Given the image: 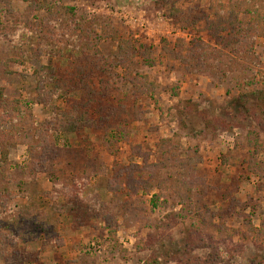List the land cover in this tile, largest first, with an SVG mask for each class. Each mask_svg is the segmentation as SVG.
Listing matches in <instances>:
<instances>
[{"label": "rangeland", "instance_id": "374dc122", "mask_svg": "<svg viewBox=\"0 0 264 264\" xmlns=\"http://www.w3.org/2000/svg\"><path fill=\"white\" fill-rule=\"evenodd\" d=\"M177 8L0 0L3 108L21 109L0 110V135L16 143L0 177V264H264V0ZM120 44L132 58L117 74L157 91L137 98L119 79L130 116L121 110L120 132L91 133L94 165L76 154L70 168V136L47 164L54 172L40 170L37 132L83 95L64 85L115 71Z\"/></svg>", "mask_w": 264, "mask_h": 264}, {"label": "trees", "instance_id": "16d2710c", "mask_svg": "<svg viewBox=\"0 0 264 264\" xmlns=\"http://www.w3.org/2000/svg\"><path fill=\"white\" fill-rule=\"evenodd\" d=\"M6 1L9 2V0ZM23 1L30 2L31 0ZM182 1L184 0H157V6L161 9H168L172 17H176V12H178L177 5ZM215 38L218 43H220L222 40V37L219 36V34L215 35ZM76 39H79L77 33ZM119 50H121V53H119L118 60L113 67V69L116 70L113 72H107L105 68H102L103 72H105L104 74H107L106 76H109V78L104 79L106 78V76L104 78L100 77L98 73H96V71L95 73L93 72L91 74L78 73L74 76H70V81L67 82L66 85H64V87H66L65 93L82 90L83 95L81 96V100L79 102H72L71 100L68 106L69 108L66 111L56 112L52 118L46 121L43 129L37 132V143L30 148V152L33 156L36 152L40 154V160L36 164L37 168H39L40 170L45 169L47 171H50L51 175L54 171L52 170V167L48 166L47 164L48 162H50V159H52L53 154L60 150L59 146H61L62 139L70 136H76L79 139L78 144L73 142L72 146L69 147L65 152V154L68 156L73 155L72 157H69V159H72L69 160L68 163L70 165V168L72 170L78 168L76 166L77 163H75L76 154H81L82 159L85 158V166H87V169L89 168V166L91 167L92 165H94L96 161L94 160L92 152L93 144L90 141L91 133L98 136L102 134L104 135V137H107L113 130L115 132H120V129L125 127L122 121L124 119L123 115L120 114L121 110L124 111V115H129V113H127L129 111V108L126 107V104L122 100V95H124L123 88H118L115 85L119 81V79H122V81L126 80L125 82H129L134 85V87L132 88V95L137 96V98L146 97L150 94L153 95L157 91L156 86L152 82H149L146 76L138 75L136 78L131 79L129 76L121 77L119 76V74H117V71L124 67L127 62H130L132 58V56H130L127 60L123 59V57L125 56L124 53L127 50V48L124 47L123 44L119 45ZM128 54L129 52L126 53V55ZM130 55H133V53L130 52ZM143 55L145 58L149 59V56L147 54ZM152 64V62H149V65ZM47 70L52 71L53 69L47 68ZM97 76L99 77V80L97 79ZM41 86L42 87H40V89L38 90L39 92L43 91L44 85L42 84ZM96 88L99 90H97ZM65 93H61L59 97L67 95ZM6 101L7 100L5 98L3 90H0V110L3 109L5 114H9L11 116L13 115V113L21 112V109L18 106V102L16 101H9V106L3 108V104ZM38 103L43 104V100L39 99ZM88 131L90 134L88 133ZM10 147H16V143L14 142L13 138L7 140V138H3V136L0 135V149L1 154H3V156L0 158V177H4L5 175L3 164L7 163L8 161L7 148L9 149ZM91 163L92 165H90ZM147 169L150 174L155 173V171L153 170L154 166H149ZM72 175L74 174L72 173ZM74 177L77 176L74 175ZM22 220L24 221V219L21 218V221ZM104 221L106 223L114 221V217L112 218L111 214H107L104 218ZM31 222L32 224H34V221ZM36 231L38 232V230ZM34 235L35 233H33L31 237L35 238ZM0 237V253H2L1 256H3L4 253H7L6 245L3 242V240L7 239V236L1 235ZM15 255L18 257L22 256L21 254ZM5 263L17 264L16 260L12 259V257L5 258ZM147 264H158V261L155 260L154 263L148 262Z\"/></svg>", "mask_w": 264, "mask_h": 264}]
</instances>
